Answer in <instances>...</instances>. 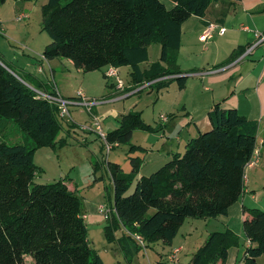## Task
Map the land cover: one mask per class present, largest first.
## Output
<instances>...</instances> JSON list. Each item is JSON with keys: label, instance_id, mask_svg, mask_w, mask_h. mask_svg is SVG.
<instances>
[{"label": "trees", "instance_id": "16d2710c", "mask_svg": "<svg viewBox=\"0 0 264 264\" xmlns=\"http://www.w3.org/2000/svg\"><path fill=\"white\" fill-rule=\"evenodd\" d=\"M168 1L171 8L160 0H46L40 8L41 27L51 41L41 55L47 61L69 60L84 73L128 67L130 90L147 84L158 93L172 82L182 90L188 72L177 63L181 25L191 16L203 18L215 3L238 0ZM151 43L160 46L159 58L144 68ZM45 87L14 73L0 58V264H24L25 257L34 264H103L89 247L80 198L65 179L32 182L40 172L33 153L66 144L58 139V107L36 93L55 94L53 86L50 92ZM208 119L210 130L198 133L182 153L172 154L148 176L135 179L138 158L130 159L128 174L118 164L106 163L112 185L108 206L113 209L104 227L108 241L121 230L123 244L133 239L131 234L145 244H171L186 219L225 216L238 202L256 150L258 123L218 104ZM8 122L22 133V143L4 140ZM135 130L155 131L131 111L121 116L117 129L106 133V141L130 145ZM136 150L141 148L130 145V152ZM134 181L133 192L126 195ZM244 212L248 217L242 230L249 245L235 264H258L264 258V210ZM234 243L236 236L227 229L210 233L188 264H225Z\"/></svg>", "mask_w": 264, "mask_h": 264}, {"label": "rangeland", "instance_id": "374dc122", "mask_svg": "<svg viewBox=\"0 0 264 264\" xmlns=\"http://www.w3.org/2000/svg\"><path fill=\"white\" fill-rule=\"evenodd\" d=\"M160 1L167 8L172 7L170 1ZM45 2L46 0L0 2V48L3 51V56L0 55V58L14 73L20 76L22 74L17 67L25 65V62L33 66L37 59H41L43 49L51 41L41 27L40 8ZM18 15H25L26 18L19 21L17 20ZM159 53L158 43H151L148 46V61L142 67L157 61ZM181 59L183 66L189 65L190 62H187V55L184 51ZM9 61H12V64ZM56 62L61 63L62 66L56 70L53 82L65 98L73 100L76 97V92L80 89L87 100H96L99 105L109 92L107 84L115 83L113 78L106 77L108 67L84 73L73 65H69V61L66 59H57ZM127 68H123L118 73V81H120L122 89L131 84ZM116 71L118 72V70ZM174 92V87L168 85L158 93L147 89L122 101L125 104V111L131 112L130 109H132L133 112L140 113L142 121L155 129V131L136 130L130 145L145 143L146 135L149 137L152 135L151 133L159 132V123L166 121L162 116L159 119V115L168 113L172 102L177 97V93ZM127 94L129 93H125V95ZM69 112L71 116L68 121L72 126L60 119L62 131L59 133V137L65 139L66 144L61 147L42 148L33 153L32 162L40 168V172L34 176L32 182L44 185L65 179V182L74 189L73 191L81 201L82 214L86 216L85 224L89 247L100 256L103 264H188L192 255L203 245L210 233L224 231L221 230L215 219L188 218L180 227L171 244L159 241L144 243L142 247L137 244L138 236L135 234H131L132 240L123 244L121 230L115 231L113 240L108 241L104 237L105 221H96V216H99L97 207L99 205L108 206L112 203V191L109 188V179L105 171L106 162L118 163L124 171H129L130 145H120L106 153L94 130L85 132L81 129L82 126L89 125L90 113L87 112L86 107L74 104L69 106ZM101 128L107 133L108 129L105 128L104 123H101ZM263 128L264 124L261 125L259 138L264 136ZM84 134L89 137L86 144H82L81 141ZM4 140L12 144L24 141L22 133L11 122H8L4 131ZM259 145H257V152H260ZM94 161H98L101 166L95 168ZM253 166V168H246L245 187L250 189L249 196L252 195L254 200L262 202L264 200V188H262L264 186V149L259 153L258 160ZM144 173V176L150 175L148 172ZM101 174L104 176L103 180L99 179ZM134 187L135 181L126 195L131 194ZM260 207L261 210H264V206ZM234 227L237 232L239 231V234L234 233L238 243L243 234L242 222L237 223ZM237 243L232 244L228 249L229 260L233 254L231 250L237 247ZM229 260L227 264H229ZM257 262L264 264V258H259ZM24 264L34 263L29 257H25Z\"/></svg>", "mask_w": 264, "mask_h": 264}, {"label": "crops", "instance_id": "0c3cea01", "mask_svg": "<svg viewBox=\"0 0 264 264\" xmlns=\"http://www.w3.org/2000/svg\"><path fill=\"white\" fill-rule=\"evenodd\" d=\"M208 24L222 26L225 32L220 34L218 28H215L211 38L203 43L200 37ZM180 31L181 46L177 63L182 71L188 72L185 88L179 90L175 82L169 84L170 87H174L177 97L172 102L168 113L159 115V119L160 116H165L166 121L160 120L162 123H159V132L151 133L149 137L146 135L145 143L134 145L139 146L141 151L129 154V171H124L118 163H115L119 165L123 173L128 174L131 171L130 159L138 158L139 167L136 179L144 176V172L153 173L172 154L182 153L190 139L196 137L198 133L210 130L208 113L215 104L222 109H235L242 117L257 122L256 150L259 144L261 147L258 146L260 151L258 153L264 149V136L259 138L261 125L264 124V44L246 53L247 47L255 42L256 35L264 33V0L220 1L211 5L203 18L191 16L181 25ZM183 51L187 55V62H190L188 66L182 65ZM2 52L0 48L1 56H3ZM234 52L238 54L230 59ZM56 60L43 61L39 58L33 66L25 62V65L17 68L21 74L29 77L33 82L46 86L45 90L48 92L53 86L61 98L69 99L61 95L57 85L53 82L56 70L62 66ZM9 63L12 64V61ZM68 63L72 65L70 61ZM39 67H42L41 72H38ZM123 68L127 67L116 70L120 73L119 71ZM109 85V92L101 104L93 106L89 117V124L94 116L105 124L107 132L117 129L121 116L128 113L122 101L149 89L147 86H141L130 90L131 84L122 89L117 86L116 82H110ZM80 91L85 98L83 91ZM125 93L129 94L125 95ZM65 123L71 124L69 121ZM135 131L132 133L131 140L135 136ZM67 133L69 134L68 130ZM88 138V135L84 134L82 144H86ZM58 139L63 138L58 136ZM94 164L101 166L98 161H94ZM105 171L109 179V188L112 191L107 167ZM99 179L103 180L104 176L101 174ZM66 185L69 190H74L67 182ZM249 192L250 189L245 187L241 198L229 208L227 214L215 218L221 230L227 229L233 234H239L234 226L248 217V213L244 210H261L260 206H264V200L262 202L254 200L252 195L249 196ZM96 221H102L101 217L96 216ZM239 240L240 245L231 250L233 254L230 260L227 258L229 264H235L244 257V251L249 242L244 233ZM228 257H230L229 253Z\"/></svg>", "mask_w": 264, "mask_h": 264}, {"label": "built area", "instance_id": "2783aa9c", "mask_svg": "<svg viewBox=\"0 0 264 264\" xmlns=\"http://www.w3.org/2000/svg\"><path fill=\"white\" fill-rule=\"evenodd\" d=\"M26 16L25 15H18L17 20H22L25 19ZM218 28L219 33L223 34L225 32V28H223L222 26H217L215 24H208L207 26H205L202 35L200 37V41L205 43L207 42L210 38H211V34L212 31ZM264 44V33L262 34H258L256 35V40L253 44H251L250 46L247 47L246 53H250L254 48H256L257 46ZM41 60L45 59L43 58V56L41 55ZM42 71V67L38 68V72ZM106 77L108 78H113L117 84V86L120 88L121 84L120 81H118V72L116 71L115 68H109L108 71L106 72ZM145 87L147 86L144 85ZM142 89V88H141ZM55 91V90H54ZM37 95L43 99H46L47 101H49L50 103L55 104L58 107V117L59 119H62L64 121H68L70 119V112H69V106L71 105H81L86 107L87 112L90 113V115L92 114V108L93 106L97 105L98 101L96 100H87L86 98L83 97V94L80 90H78L76 92V99L78 101L75 100H67V99H63L61 98L57 92L55 91L54 95H50L48 93H42L39 91H36ZM162 118L164 120H166L165 116H162ZM82 130L86 131H95L97 137L99 138V140L102 142L103 144V149L106 153H109L112 149H114L115 147H118L117 145H111L109 143H107L106 141V133L102 130L101 128V123L98 120V118L96 117H92V121L89 125L86 126H82L81 128ZM259 157V153L257 152V150H255L254 155L252 157V160L249 162V164L247 165L246 168L253 166V164L255 162H257ZM113 212V209L107 205H99L97 207V213L99 214V216L101 217V219L103 221H106L109 217L110 214ZM137 242L139 245H141L142 247L144 246V243L142 241V239L138 236L136 238Z\"/></svg>", "mask_w": 264, "mask_h": 264}]
</instances>
